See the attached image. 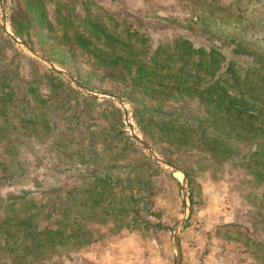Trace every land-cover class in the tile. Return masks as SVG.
Here are the masks:
<instances>
[{
  "label": "rangeland",
  "instance_id": "rangeland-1",
  "mask_svg": "<svg viewBox=\"0 0 264 264\" xmlns=\"http://www.w3.org/2000/svg\"><path fill=\"white\" fill-rule=\"evenodd\" d=\"M182 41L262 50L264 0H0V200L29 202L0 201V217L61 200L75 228L12 264H264V181L167 146L154 124L201 105L135 97L127 81Z\"/></svg>",
  "mask_w": 264,
  "mask_h": 264
},
{
  "label": "trees",
  "instance_id": "trees-1",
  "mask_svg": "<svg viewBox=\"0 0 264 264\" xmlns=\"http://www.w3.org/2000/svg\"><path fill=\"white\" fill-rule=\"evenodd\" d=\"M13 31L20 38L22 34L19 28H13ZM181 44L182 51L174 59L170 56L174 53V45L169 46L168 52L154 49V54L165 53L168 57L144 63L145 74L127 79L132 87L145 88L139 87L135 97L145 95L149 99H157L156 103L188 99L196 101L201 105L202 113L188 116L167 114L171 116L170 121L154 124L162 141L176 150L194 145L217 158L235 160L255 178L264 181V46L262 50L258 48L255 51L235 41L229 53L248 59L240 66L236 59L226 60V55L230 54L221 52L218 49L220 44L208 48H194L187 41ZM122 79L125 78L122 76ZM147 109L145 111L149 113L150 106ZM163 158L169 163L173 162L166 156ZM106 179L104 176L100 180L103 185L107 184ZM23 197L22 194L7 196L3 204L8 207L17 200L27 205L29 202L26 198L20 200ZM55 198L58 196L55 195ZM0 201L2 204V199ZM29 201L35 205L33 200ZM60 201H48L49 205L53 206L55 202L58 206H51L50 212L35 210L24 214V217L6 212L1 216L0 250L3 247L6 250L0 252V261L8 258L7 263L12 264L16 256L23 259L49 250L57 235H71L75 228L62 225L61 220L74 219V214L65 217L63 209L60 210ZM94 205L98 208L99 203ZM92 206L91 212L95 209ZM52 209L56 211L55 214ZM100 210L110 215L102 203ZM37 261L30 264H40Z\"/></svg>",
  "mask_w": 264,
  "mask_h": 264
},
{
  "label": "water",
  "instance_id": "water-1",
  "mask_svg": "<svg viewBox=\"0 0 264 264\" xmlns=\"http://www.w3.org/2000/svg\"><path fill=\"white\" fill-rule=\"evenodd\" d=\"M14 40H15L16 42H19V41H17L15 38H14ZM134 137H135L136 140H139V138H137L136 136H134Z\"/></svg>",
  "mask_w": 264,
  "mask_h": 264
}]
</instances>
